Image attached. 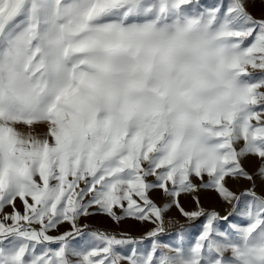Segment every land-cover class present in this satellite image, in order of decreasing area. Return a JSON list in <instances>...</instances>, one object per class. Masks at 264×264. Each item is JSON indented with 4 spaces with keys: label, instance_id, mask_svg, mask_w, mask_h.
Instances as JSON below:
<instances>
[{
    "label": "snow or ice",
    "instance_id": "snow-or-ice-1",
    "mask_svg": "<svg viewBox=\"0 0 264 264\" xmlns=\"http://www.w3.org/2000/svg\"><path fill=\"white\" fill-rule=\"evenodd\" d=\"M253 3L0 0V264H264ZM203 190L227 215L200 206ZM172 208L204 218L190 244L161 239L166 224L183 238ZM97 213L155 227L135 237L81 223Z\"/></svg>",
    "mask_w": 264,
    "mask_h": 264
},
{
    "label": "rangeland",
    "instance_id": "rangeland-1",
    "mask_svg": "<svg viewBox=\"0 0 264 264\" xmlns=\"http://www.w3.org/2000/svg\"><path fill=\"white\" fill-rule=\"evenodd\" d=\"M202 2L211 5L215 3V0H202ZM251 11L257 16H259L262 12H264V0H254L253 6L251 8ZM246 167L249 169V171H255V163L252 160L245 161ZM257 185H260L259 178L257 179ZM234 188H243L248 187V182L241 181L239 184L233 183L231 185ZM200 206L207 210H216L220 212L221 215H227V213L231 210L230 206L227 205L219 196L217 193H215L212 190H203L200 192ZM181 201L185 208L187 210H194L196 208V204L193 200V198L189 195H182ZM156 202L158 204H163L164 200L160 198L158 195H156ZM9 211L11 209H8ZM172 218L174 220H179L180 224L185 225L183 238H181L178 235L177 228L166 231L161 239L164 242L171 243L172 245H177L179 243H183L185 245L190 244L195 237L198 235L199 231L201 230V226L204 223V218H199L195 221H189L186 217H183L179 211L176 208L170 209L166 213V219ZM242 217L237 214L232 222L235 223H241ZM82 224L86 225H94L99 227L102 231H110L113 233H125L131 236L140 237L144 235L148 230L155 227L154 225L146 222H140L136 221L132 218H127L124 221L117 223L114 220H112L110 217H108L105 214L97 213L92 216L83 218L81 221ZM221 229H226L227 224L224 222H221L220 225ZM70 229V225L67 223H64L58 227V230H54L51 234L52 235H58L64 231H67ZM90 230H96V229H90ZM82 240L75 241L76 244H81Z\"/></svg>",
    "mask_w": 264,
    "mask_h": 264
},
{
    "label": "built area",
    "instance_id": "built-area-1",
    "mask_svg": "<svg viewBox=\"0 0 264 264\" xmlns=\"http://www.w3.org/2000/svg\"><path fill=\"white\" fill-rule=\"evenodd\" d=\"M166 220H174V219H172V218H168V219H166ZM176 221H178V222L180 223L179 220L176 219ZM175 228H177L176 225H169V224H166V231H170V230H173V229H175Z\"/></svg>",
    "mask_w": 264,
    "mask_h": 264
},
{
    "label": "trees",
    "instance_id": "trees-1",
    "mask_svg": "<svg viewBox=\"0 0 264 264\" xmlns=\"http://www.w3.org/2000/svg\"><path fill=\"white\" fill-rule=\"evenodd\" d=\"M88 227H89V229L101 230L99 227L94 226V225H89ZM107 231H108V230H107Z\"/></svg>",
    "mask_w": 264,
    "mask_h": 264
}]
</instances>
